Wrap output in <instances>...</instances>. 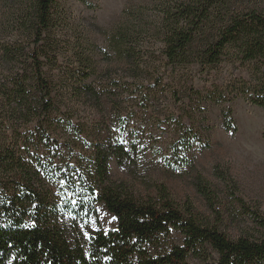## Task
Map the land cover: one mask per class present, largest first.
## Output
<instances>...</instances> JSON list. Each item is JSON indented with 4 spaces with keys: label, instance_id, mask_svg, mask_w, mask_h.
<instances>
[{
    "label": "trees",
    "instance_id": "trees-1",
    "mask_svg": "<svg viewBox=\"0 0 264 264\" xmlns=\"http://www.w3.org/2000/svg\"><path fill=\"white\" fill-rule=\"evenodd\" d=\"M0 4L5 10L0 17V264H264V215L248 211L242 201L239 208L252 233L230 238L190 207H178L164 185L140 198L114 181L110 163L132 168L134 143L90 145L87 167L76 171L83 131L60 106L66 95L97 106L111 98L110 85L98 86L93 79L102 54L105 62L126 67L132 81L156 69L162 76L152 79L154 86H161L169 69L196 66L205 72L236 59L250 74V81H238L241 96L264 109V1L151 0L123 13L107 34L103 53L87 41L62 44L57 0ZM153 51L160 58L156 67H151ZM60 58L65 68L59 67ZM112 85L117 87L116 80ZM195 94L206 102L222 98L215 86L205 96ZM224 119L225 128L232 129L229 113ZM65 156L69 159L62 162ZM59 184L86 194L79 210L69 211L73 218H85L95 204H103L115 217V229L85 238L75 223H63L66 208L51 189ZM195 186L209 198L201 183Z\"/></svg>",
    "mask_w": 264,
    "mask_h": 264
},
{
    "label": "rangeland",
    "instance_id": "rangeland-1",
    "mask_svg": "<svg viewBox=\"0 0 264 264\" xmlns=\"http://www.w3.org/2000/svg\"><path fill=\"white\" fill-rule=\"evenodd\" d=\"M150 1L57 0L56 32L62 35V44L87 41L89 47H97L103 53L107 50L106 36L121 21L123 13L145 7ZM3 9L0 4V17ZM151 53V67H156L159 54ZM96 60L99 71L93 79L98 86L110 85L107 88L113 90L111 98H104L97 106L93 101L72 102L66 95L60 105L83 131V146L79 144L76 149L80 159L76 171L87 167L86 147L90 145L134 143L132 168L110 163L114 181L123 182L140 198L153 195L156 185H164L178 207H190L195 216L217 225L230 238L252 233L238 201L248 211L264 215V109L240 94L239 79L250 81L248 65L240 66L231 58L205 72L196 66L169 69L161 86H154L152 79L162 76L154 68L132 81L128 78L132 73L122 64L105 62L102 54ZM58 65L66 67L62 58ZM106 73L111 75L108 79ZM113 80L117 83L115 89L111 86ZM214 86L222 93L217 103L200 100L195 94L197 91L205 96ZM225 113L230 115L232 129L225 128ZM68 159L65 156L62 162ZM197 183L202 184L209 198L197 191ZM51 189L63 203L60 207L66 208L62 210V222L69 227L71 221L75 223L85 238L99 229H115V217L103 204H95L93 213L87 216L83 213L85 218H73L69 211L79 210L88 200L80 188L69 192L59 184ZM175 238L179 241V237ZM189 264L199 263L190 260Z\"/></svg>",
    "mask_w": 264,
    "mask_h": 264
}]
</instances>
